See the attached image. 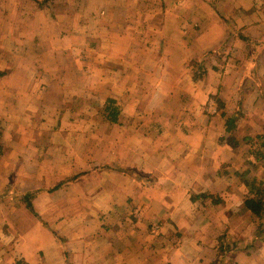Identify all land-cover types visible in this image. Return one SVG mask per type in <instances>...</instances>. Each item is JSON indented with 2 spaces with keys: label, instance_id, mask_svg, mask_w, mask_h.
<instances>
[{
  "label": "crops",
  "instance_id": "obj_1",
  "mask_svg": "<svg viewBox=\"0 0 264 264\" xmlns=\"http://www.w3.org/2000/svg\"><path fill=\"white\" fill-rule=\"evenodd\" d=\"M256 2L264 0H0L5 61H14L17 46H43L23 53L35 63L54 55L51 70L32 77L33 89H47L48 96H57L54 107L67 109L55 121L33 122L23 139L29 134L26 142L47 140L34 127L58 124L54 144L50 143L61 161L57 174L81 173L35 200L42 219L66 237L65 247L25 209L22 215L11 214L6 223L12 244L0 246V264H212L216 260L219 236L232 221L230 232L238 233L237 219L228 212L230 206L202 212L196 207L199 201L192 202V190L214 191L223 178L215 168H206L203 116L190 120L194 128L190 135L172 133V127L177 130L185 122V117L177 116L175 104L186 88L183 79H193L188 63L192 46L204 52L220 46L227 38L228 21L246 32L252 31L253 21L258 22L254 31L264 28V17L256 16L264 15V5L254 8ZM197 27L192 42L186 39L185 31ZM53 29L56 34L49 35ZM144 30L154 31L152 41ZM38 38L48 41L40 43ZM11 88L6 90L19 94L32 90ZM97 90L106 100L117 101L121 111L117 123L95 117L92 101L85 103L84 113H76L78 107L67 103L68 95L89 99ZM108 162L135 169L142 178L96 169ZM63 179L68 178L56 181ZM113 193L120 203L130 202L135 214L117 220ZM59 194L56 202L66 211L57 208L58 213H47L46 202ZM82 206L89 209L77 214ZM76 214L87 231L71 232L69 221L64 225L61 220ZM95 222L99 229L88 230L86 225ZM149 224H157V230Z\"/></svg>",
  "mask_w": 264,
  "mask_h": 264
},
{
  "label": "rangeland",
  "instance_id": "obj_2",
  "mask_svg": "<svg viewBox=\"0 0 264 264\" xmlns=\"http://www.w3.org/2000/svg\"><path fill=\"white\" fill-rule=\"evenodd\" d=\"M259 5H264V2L263 4L256 2V6L253 7L256 8ZM223 16L226 18L228 16L229 18L231 17V15ZM256 16L259 18L264 17L263 14H257ZM228 23L227 38L224 39L226 43L219 54L214 53L213 56L207 58L205 66L208 72L205 76H203L205 73L204 68L202 66L199 67V62L201 61L199 59L208 49L205 52L192 49L193 47L196 48V46H192L190 49L188 63L189 68H192L193 79L191 81L188 78L183 79L182 86L184 85L186 88L175 104V111L178 112L177 116L185 117V122L183 127H177V130L172 127L171 131L174 135H177L176 132H179L180 135H190L194 131V128L189 125L192 122L190 120L193 119L195 121L200 116L204 117L201 119V123L206 125V136L208 138V145L205 146L206 154L208 155L207 160H205V163H207L206 168L208 171L211 168H215L217 175L223 178L221 184L216 186L217 188L215 187L211 193L217 196L220 195L224 199V203L217 206L212 204L210 199H207L206 203L198 200L199 203L197 205L195 203V205L202 212H210V210L212 211V209L217 207L226 209L230 206L231 210H228V212L232 218L237 219L236 227L238 233L230 232L235 221H232L230 227H227L226 230L230 236L233 235L239 247V251L232 257L235 261H238L237 264H239V261L240 264H264V233L263 237L255 236V234L257 235V226L259 223H263L264 217L262 219L253 217L251 212L246 210L244 206V200L249 190L245 184V179L253 178L254 176H264L262 162L255 161V157L249 153L250 146L248 147L245 140L246 137H249L256 141L257 136L264 133V100L262 92H260L261 99L257 92L264 89V45L259 52V57L255 59L248 56L247 46L239 38V33L243 32L260 41H264V28L258 27L254 31L253 27L258 22L253 21L251 29L255 33L252 31L246 32V30L238 28L237 25L230 24V21ZM196 30H198V27L193 31H185L186 39L192 42ZM56 32L55 29L50 30L49 35H54ZM229 32L232 35L228 36ZM144 33H150L147 40L152 41L153 35L151 36V33H154V31L144 30ZM80 34H83V32L80 31ZM173 37H178V34L173 35ZM240 40L244 44L240 45ZM37 41L46 43L48 40L46 38H38ZM32 46H17L14 51V61L11 62L5 61L6 45L0 46V58L2 59V61L0 60V122L4 128V154L0 156V196L3 194L4 188L10 183L16 189L28 191L53 187L58 182L56 178L58 179L59 177L68 178L67 180H64V178V181H73L77 178L76 173L69 175L57 174L56 165L58 166L61 161L57 159L58 157L55 155L53 146L50 143L54 141V133L59 128L58 124L34 127L38 131L42 130L45 133L44 135L48 136L47 140L44 139L32 143L30 140V142H26L30 138L29 134L26 135V139H23L25 136L24 131L31 130L33 122L36 123L37 120L41 119L43 122L49 119L50 121H55L57 117L61 116V112L63 113L67 110L66 108L58 110L54 107L53 103L57 101V96H48L44 92L47 89H40L44 93H40L38 88L37 91L33 89L35 86L32 84L34 82L32 77L37 75L39 71L51 70L50 67H53L55 62L54 55H51L52 57L49 56L47 60L41 63L27 61L24 54H27L28 50L32 48L34 52H37L43 48V46L40 47V44H35L34 48ZM38 65L41 66V69L38 68ZM195 73L202 74L203 77L196 79L194 78ZM7 74H10L9 78H6ZM66 83L70 87V79L67 78ZM7 87H13L11 88L12 90L22 87L32 88V90L29 89L31 93L19 94L8 92L6 90ZM92 95L89 99L87 95H68L67 103L72 107H78V109H75L76 113H84L86 111L84 109L85 103L92 101L95 106V117L106 118L107 116L103 109L104 105H101L106 100L104 95L100 93V90H97ZM174 100L175 98L172 99L171 103ZM219 101L222 102L223 106H220ZM222 110L227 112L229 116H239L235 132H227L225 130V118L221 116ZM187 113H190V115H187ZM79 191H82L81 188ZM193 192L196 191L192 190L191 194ZM116 193H113L114 197ZM59 196L62 197L59 194L57 197L53 196L48 199L46 202L48 204L47 213L56 214L58 213L57 208L66 211L67 207H62L56 202ZM80 196L83 197L82 195ZM114 201L116 204L113 208L115 209L117 220H121L126 214H135L133 207L127 200L120 203L119 196L116 195ZM44 202L45 200L42 203ZM25 209L28 208L22 202L8 198L0 199V246L6 247L12 244L8 232L9 226L6 223H8L7 221L11 214L22 215L23 211H26ZM85 209H89V207L82 206V210L77 214L83 213ZM30 213L32 212L30 211ZM77 214L72 215L73 217L70 218H61V220L64 221V225H66L65 221H69L66 226L69 227L71 232L87 231L83 226L84 224L78 220L80 218ZM75 221L76 224H74ZM46 223L49 224L48 222ZM153 225L154 230H157V224H149L151 227ZM55 226L52 223L53 228L51 229H54ZM86 226L89 227L88 230L99 229V225L96 222L88 223ZM260 239L262 240L260 241ZM253 241L255 244H252ZM240 248L242 249L240 250ZM237 255H240L239 258L236 257Z\"/></svg>",
  "mask_w": 264,
  "mask_h": 264
},
{
  "label": "trees",
  "instance_id": "obj_3",
  "mask_svg": "<svg viewBox=\"0 0 264 264\" xmlns=\"http://www.w3.org/2000/svg\"><path fill=\"white\" fill-rule=\"evenodd\" d=\"M232 35L231 32H229L228 36ZM239 38L245 43L248 49V56L257 59L259 57V52L264 45V41H260L257 38L247 35L243 32L239 33ZM226 41L222 43L217 48H213L210 50H207L205 53H203L199 60V67L202 66L204 68V75L208 72L207 67L205 66L206 60L208 57L213 56L214 53L219 54L223 46L225 45ZM1 75V74H0ZM202 74L195 73L194 78H202ZM263 100H264V92H262ZM221 104L222 102L219 101ZM106 106L104 109V112L106 114V119L111 121L112 123H117L119 121V115L121 113L119 106L117 105V101L114 98H107L106 100ZM220 106H223L222 104ZM222 108V107H221ZM221 116L225 118V130L227 132H235V129L237 128V121L239 119V116H229L227 112L224 110L221 111ZM3 137H4V128L0 122V156L4 154V144H3ZM237 140V139H235ZM248 147H249V153L252 154V156L255 157V161L262 162L263 164V174H264V133L257 136V139L245 138ZM96 169L98 170H107V171H116L121 172L125 175H128L134 179H140L142 178V175H140L139 172H137L135 169L118 166L116 164L112 163H105L103 165L97 166ZM80 176V174L77 175V178ZM68 181H61L60 183H57L53 187H47L45 189L38 188V189H31L28 191H22L20 189H16V187L10 183L8 186H6L3 190V194L0 196L1 198H8L13 199L19 202H22L25 204V206L33 213L34 216H36L42 223V225L46 228H48L57 241L61 244L62 247H65L66 238L60 236L57 234L53 229L50 228V226L46 223L44 219L40 216V214L35 209V200L36 198L41 194H49L51 192H54L61 188L63 185H65ZM245 184L249 188L248 195L244 200V206L245 209L251 212V215L253 217H256L258 219H262L264 217V176L263 177H256L253 178H246ZM192 201H202L203 203H206L207 199H210L212 204L214 205H221L224 203V199L219 195H214L211 192L205 191L196 193L193 192L192 194ZM263 223H259L257 226V235L256 237H261L264 233V221ZM263 237V236H262ZM257 240V239H256ZM255 240V241H256ZM262 239H260L261 241ZM219 245L217 248V259L212 264H237V261L234 260L232 255L237 253L239 251L238 242L234 239L233 235H229L228 231L225 230L222 232V234L218 238ZM252 244H255L253 241ZM242 248H240L241 250ZM65 250V249H64Z\"/></svg>",
  "mask_w": 264,
  "mask_h": 264
}]
</instances>
